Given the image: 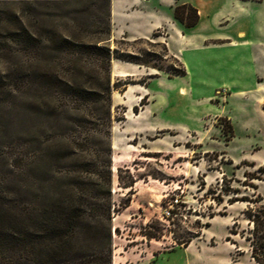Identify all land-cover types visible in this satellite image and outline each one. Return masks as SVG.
<instances>
[{
    "label": "rangeland",
    "instance_id": "374dc122",
    "mask_svg": "<svg viewBox=\"0 0 264 264\" xmlns=\"http://www.w3.org/2000/svg\"><path fill=\"white\" fill-rule=\"evenodd\" d=\"M111 1L0 0V205L109 201L111 264H136L142 254L150 264L158 252L187 246L228 253L227 264H255L246 242L230 233L246 226L247 203L230 200L264 201L262 89L241 87L251 81L238 78L240 85L222 87L227 76L218 67L227 55L202 51L211 40L201 36L242 29L260 38L264 0H122L113 19ZM181 3L197 9L195 26L174 19ZM95 42L111 53L109 135L102 99L91 101L104 86L103 64L87 47ZM113 49L153 51L149 63L163 69L178 68L173 55L185 74L114 58ZM231 52L237 62L244 51ZM81 228L75 249L86 254L100 246L102 227L97 235ZM147 230H159L158 239L148 240ZM196 233L186 245L175 242ZM171 255L176 261L182 252Z\"/></svg>",
    "mask_w": 264,
    "mask_h": 264
},
{
    "label": "trees",
    "instance_id": "16d2710c",
    "mask_svg": "<svg viewBox=\"0 0 264 264\" xmlns=\"http://www.w3.org/2000/svg\"><path fill=\"white\" fill-rule=\"evenodd\" d=\"M172 15L180 24L186 28L195 26L198 22L199 15L195 7L189 3L175 4ZM108 31V30H107ZM109 32V31H108ZM141 39V38H138ZM68 41L67 38H62ZM91 50L89 55L96 61H101L104 68L103 74V96H98L97 92L91 100L97 103L103 101L102 124L107 127L106 135H109L110 128V48L105 45H99L98 42L88 44ZM164 52L167 49L163 46ZM114 58L132 62L138 65L166 71L171 75L183 76L185 68L177 60L178 68H161L157 64H150L149 61L155 55L153 51L140 52L131 54L118 52L113 49ZM100 94V93H99ZM102 103V102H101ZM90 118L95 119L93 111L89 112ZM87 114V113H85ZM84 117V116H82ZM80 118V117H79ZM84 121L85 118H80ZM106 170H105V187L109 194L110 186V147L107 146ZM257 171L264 172V164L257 167ZM251 178L261 179L258 176ZM133 180L123 187H131ZM66 201V202H65ZM59 202L57 206L39 208L27 206L26 208L16 209L13 207H2L0 205V264H111V227L109 218V201L106 204L98 205L95 202L90 203L88 208H83L79 203L74 204L71 200ZM246 202V207L241 211V215L246 221V226L239 231L230 230L231 234L238 235L242 238L248 247L249 256L255 264H264V201L263 198L250 199L245 196L230 200ZM103 217V223L100 220ZM212 217V215H209ZM236 223V219L234 220ZM93 229L94 235L102 238L100 246H95L86 254L78 253L75 249V243L83 233L84 228ZM97 225L102 227L101 232L97 233ZM208 222L202 224L207 227ZM201 227V226H199ZM117 231L115 227L113 229ZM159 230L155 232L147 230L143 235L149 239H158ZM97 233V234H96ZM196 233L188 236L186 239L175 240L176 244L186 245L191 237L198 236ZM226 240L232 242L229 236Z\"/></svg>",
    "mask_w": 264,
    "mask_h": 264
},
{
    "label": "crops",
    "instance_id": "0c3cea01",
    "mask_svg": "<svg viewBox=\"0 0 264 264\" xmlns=\"http://www.w3.org/2000/svg\"><path fill=\"white\" fill-rule=\"evenodd\" d=\"M122 2V0L111 1L110 12L112 19L114 18V15L121 10ZM262 34L263 35L258 39L255 37L248 38L245 35V31L240 29L236 32L235 37H231L228 33H219L214 35L206 33L201 36V42L210 40L211 42H214H210L206 45L203 44L206 48L202 49V51L219 50L227 55V59L222 60L218 67L222 72L221 74L227 76L220 83L222 87L240 85L237 82L238 79H248L251 81V85L246 87L244 84L241 87L245 86V88H251L252 90L259 88L262 89L259 92V101L264 100V27L262 28ZM141 36L142 37L138 38H144V34ZM185 36L188 35L185 34ZM124 37L128 38L127 36ZM210 44L214 47L207 48ZM237 48H242L244 52L240 56L239 60L235 62L231 51ZM201 71L208 72L209 69L205 64H203ZM237 72L239 73L238 75ZM175 250H180L182 252V257L176 261L171 255V253ZM138 257L140 260L139 262L136 261V264H145L144 261H142L145 255L142 254ZM228 258V253L225 256L220 257L215 253L213 254L212 251H206L200 248H188L187 246L182 247V249L158 252L154 255V260H152L150 264H227Z\"/></svg>",
    "mask_w": 264,
    "mask_h": 264
},
{
    "label": "built area",
    "instance_id": "2783aa9c",
    "mask_svg": "<svg viewBox=\"0 0 264 264\" xmlns=\"http://www.w3.org/2000/svg\"><path fill=\"white\" fill-rule=\"evenodd\" d=\"M218 92V91H217Z\"/></svg>",
    "mask_w": 264,
    "mask_h": 264
}]
</instances>
